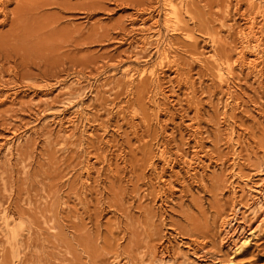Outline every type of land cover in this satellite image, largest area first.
<instances>
[{
  "label": "rangeland",
  "instance_id": "374dc122",
  "mask_svg": "<svg viewBox=\"0 0 264 264\" xmlns=\"http://www.w3.org/2000/svg\"><path fill=\"white\" fill-rule=\"evenodd\" d=\"M172 2L0 0V264H264V0Z\"/></svg>",
  "mask_w": 264,
  "mask_h": 264
},
{
  "label": "bare ground",
  "instance_id": "6f19581e",
  "mask_svg": "<svg viewBox=\"0 0 264 264\" xmlns=\"http://www.w3.org/2000/svg\"><path fill=\"white\" fill-rule=\"evenodd\" d=\"M167 1V5L168 6H170L171 8V12L172 13H176V14H178L177 13V11H176V7H174V5H173V0H166ZM181 4V3H180ZM176 19H177V16H176ZM256 22V18H253L252 20H251V22H250V27H249V29L247 30L248 31V33H244L245 35H244V43H246L247 45H246V49H249V51H252V52H255V55H256V52L258 51V49H260L259 47H260V40H259V37L257 36V32H256V24L257 23H255ZM252 55V54H251ZM162 57H165L164 56V54L162 55ZM166 58V57H165ZM246 55H245V52H243V53H241V55L239 56V58H238V61H239V63H241V64H245L246 63ZM260 60V59H259ZM256 66V65H255ZM223 70V69H222ZM153 69H149V68H144L143 70H141L140 72H138L137 71V73L139 74V75H144V74H147V73H152L153 74ZM135 72V71H134ZM136 73V74H137ZM141 77V76H140ZM264 183V182H263ZM263 187V186H262ZM256 192H258L259 194H264L263 192V189L262 188H260V190H258V191H256ZM264 198V197H263ZM12 216V215H11ZM10 217V216H9Z\"/></svg>",
  "mask_w": 264,
  "mask_h": 264
}]
</instances>
